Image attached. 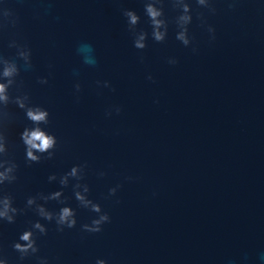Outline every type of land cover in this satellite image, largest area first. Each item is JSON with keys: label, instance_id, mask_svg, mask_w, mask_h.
Wrapping results in <instances>:
<instances>
[{"label": "water", "instance_id": "1", "mask_svg": "<svg viewBox=\"0 0 264 264\" xmlns=\"http://www.w3.org/2000/svg\"><path fill=\"white\" fill-rule=\"evenodd\" d=\"M146 2L0 0V56L20 70L13 102L0 107L3 158L18 165L0 193L22 209L15 223L0 221L8 264H264V0H212L214 13L189 0V47L176 38L179 10L169 0L168 35L153 39ZM126 10L140 16L135 27ZM17 96L49 112L41 127L57 138L52 159H26L20 134L33 122ZM74 165L85 166L87 195L111 218L101 232L82 227L97 214L76 199L75 179L63 187L74 228L61 232L27 207L60 190L48 177ZM37 220L47 234L35 233L39 252L22 260L13 245Z\"/></svg>", "mask_w": 264, "mask_h": 264}, {"label": "clouds", "instance_id": "2", "mask_svg": "<svg viewBox=\"0 0 264 264\" xmlns=\"http://www.w3.org/2000/svg\"><path fill=\"white\" fill-rule=\"evenodd\" d=\"M171 5L178 9L179 12L175 17V25L177 28L176 38L183 43L185 47L192 46L193 40L189 35V26L193 22V7L189 0H169ZM196 4L200 8L208 9L215 12L212 0H196ZM165 0H147L145 4L146 15L150 19L152 25V37L157 42H163L169 31V22L165 18L164 12ZM231 6V4H230ZM124 15L128 18L129 25L135 27L140 22V16L134 10H126ZM198 18L201 21V26H207V31L211 34V38L215 39V28L207 23V18L204 13H198ZM146 32H140L136 39V46L138 48L146 47ZM14 46V45H13ZM90 47V46H89ZM194 52L197 48L193 47ZM19 56L24 59L25 67H31L30 54L27 51L21 50ZM88 63L95 64L96 60L91 58ZM169 64L178 63L175 57L168 59ZM19 66L14 60H7L0 56V107L6 106L13 102L12 97L9 95V89L16 82V77L19 75ZM27 96H17L14 103L19 108L24 109L26 116L33 122L32 126L25 127L20 138L25 145L26 159L30 162H39L45 155L48 159L55 156V147L57 138L49 134L44 128L41 127L42 122L46 123L49 117V112L37 105H30ZM8 152L7 138L2 129H0V185L5 183H12L17 179L16 171L18 165L14 161L4 159V155ZM84 165H74L65 174L57 177L56 174H51L48 177L49 182H54L59 179L62 186L60 190L54 191L48 195L41 193L39 198L32 196L27 199V207L34 208L37 215L42 220L49 222L55 221L57 229L63 231L65 228H74L77 225L76 211L70 205H67L63 199V187H67L72 179L77 183L74 187V194L80 205L84 208L90 209L97 215L91 220V223H86L82 227L85 231L98 233L103 230V225L110 222V216L104 212L100 204L89 199L88 193L90 191L87 183H82L84 180ZM100 175H103L101 173ZM116 188L110 189V194L115 195ZM43 200L45 203H39ZM49 200L59 201L63 206L58 212H54L46 207V202ZM22 209L14 206L13 198L10 195L0 193V221L6 220L9 223H15L17 215L20 214ZM47 234V225L37 220L31 229L25 230L20 234L19 239L14 243L13 247L21 254L23 260L30 254L39 252L37 241L34 238L35 233ZM0 264H8V261L0 256ZM40 264H48L46 258H40ZM96 264H107L104 259H97Z\"/></svg>", "mask_w": 264, "mask_h": 264}]
</instances>
